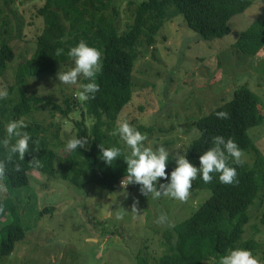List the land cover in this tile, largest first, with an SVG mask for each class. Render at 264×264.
<instances>
[{"label":"rangeland","instance_id":"1","mask_svg":"<svg viewBox=\"0 0 264 264\" xmlns=\"http://www.w3.org/2000/svg\"><path fill=\"white\" fill-rule=\"evenodd\" d=\"M8 1L0 3V40L11 39L15 57L0 76V89L15 82L18 64L33 53L35 38L43 27L36 11L44 0ZM132 1L140 0H111L119 32L130 23ZM254 21H264V0H252L243 12L233 15L227 23L228 33L221 39L201 41L181 16L170 17L158 30L154 46L140 51L132 71V96L117 114L116 127L124 119L136 129L151 126L150 133L141 132L148 137L145 146L154 150L163 146L173 156L183 154L196 137L194 121L227 100L236 86L245 84L259 97L262 122L246 130L258 155L243 151L242 159L249 167L254 158L261 159L264 168V47L252 58L232 47L236 34ZM71 67L72 61H68L27 77L24 84L27 93L43 97L32 116L43 118L42 124L52 120L60 127L50 143L58 156L67 152V141L75 137L72 120L80 118L78 85H64L56 78L58 72ZM84 80L81 77L78 84ZM71 95L75 105L67 118L57 111L54 117L46 113L50 101L63 107L62 97ZM89 122L87 118L86 124ZM121 144L129 155L130 149L123 141ZM126 184V179L123 184L121 181L115 191L95 185L78 188L59 178L57 172L47 178L29 171L26 186L0 193L13 198L25 230V238L15 244L14 251L0 255V264H138L137 256L154 264L162 253L164 231L189 218L210 195L207 189L191 188L189 199L181 202L163 194L159 198L146 196L140 185ZM263 211L264 190L247 208L249 220L240 238L241 242L259 244L253 255L260 264H264V228L259 223ZM161 217H166L163 223Z\"/></svg>","mask_w":264,"mask_h":264},{"label":"trees","instance_id":"2","mask_svg":"<svg viewBox=\"0 0 264 264\" xmlns=\"http://www.w3.org/2000/svg\"><path fill=\"white\" fill-rule=\"evenodd\" d=\"M8 0L0 3L8 4ZM252 0H140L132 1L130 23L119 32L114 20L115 10L111 0H44L36 13L41 17L42 29L34 41L33 53L18 64L15 82L8 85V98L0 100V141L6 135L5 126L9 121L28 119L23 131L31 135L29 153L20 164V171L9 164L3 183L8 189L21 188L28 183V172L36 170L52 177L57 172L59 178L72 186L83 188L95 185L115 191L126 176L124 162L126 151L119 136L111 133L116 127L117 114L128 104L132 96V71L142 49L152 48L156 34L170 17L181 16L187 28L199 40L221 39L228 33V21L243 12ZM111 8V11L108 10ZM5 24V23H4ZM84 40L88 46L102 51L103 70L95 78L99 91L95 99L82 101L80 118L73 119L75 137L86 139L83 148L67 151L58 156L50 147L60 131L52 120L42 124L41 119L32 116L36 104L43 97L27 93L24 84L27 77L37 76L71 61L68 50ZM11 39L0 40V76L7 64L14 60ZM233 49L242 56L254 57L264 47V21L251 22L238 32L232 43ZM63 49L57 56L56 50ZM90 81L84 80V83ZM59 102L50 101L46 112L54 117L59 112L64 119L75 105L72 95L62 97ZM45 103L48 104L47 101ZM217 112H227L228 119H218ZM89 124H86V119ZM262 122L259 97L245 84L232 90V95L213 107L204 116L194 121L196 129L203 133L195 137L185 147L183 154L192 165H199V156L212 147V138L223 136L233 139L240 149L258 155L257 147L246 134L249 127ZM138 131H152L151 126H141ZM39 140V150L34 141ZM118 147L122 155L111 166L101 159L100 147ZM7 150L0 144V159ZM35 156L39 167L31 164ZM172 154L166 165V175L170 176L176 163ZM261 159L254 158L249 167L243 162L229 165L237 171L238 183L225 185L219 182L218 174H213L211 183H204L199 177L192 182V188L207 189L210 195L195 209L193 214L167 229L162 234V253L154 264H218L221 256L237 248L257 252L259 244L252 240L241 242L243 226L248 222L247 208L256 201L264 190V168ZM159 184L168 181L158 178ZM157 183V185H158ZM159 186V185H158ZM0 255L7 256L14 251L15 244L25 238V230L17 205L12 197L0 194ZM259 223L264 228V211ZM22 222V223H21ZM138 264H146L143 257H136Z\"/></svg>","mask_w":264,"mask_h":264},{"label":"clouds","instance_id":"3","mask_svg":"<svg viewBox=\"0 0 264 264\" xmlns=\"http://www.w3.org/2000/svg\"><path fill=\"white\" fill-rule=\"evenodd\" d=\"M63 49H57L56 55L63 54ZM67 56L71 59L73 67L65 72L57 73V80L64 85H78L80 91L79 99L88 101L95 99V93L99 91V86L95 82V78L103 70L102 66V51L95 47H90L84 40H80L78 44L71 47ZM83 77L88 83L78 84L79 79ZM8 98L7 88L0 89V100ZM218 119H228L227 112H217ZM28 125L24 119L9 121L5 126L6 135L0 144L7 150L3 159H0V193L8 191L7 185L3 183L7 175L9 164H14L13 170L20 171V164L14 163V157H18L19 161H23L25 155L29 153V142L31 135L26 129ZM193 133L197 138L203 135L202 132L193 129ZM113 136H119L124 142L127 149H130V154L125 156L124 162L127 165L125 179L127 184H138L141 186L140 191L144 195L152 194L153 198H159L161 194L181 202H186L190 197L192 182L198 177L204 183H211L213 174H218L219 182L225 185L238 183L237 171L229 165L231 159L236 165H242L244 152L239 148L237 143L223 136H215L212 138V147L203 152L199 156V168L193 166L187 159L186 154L174 155L176 163L175 169L170 176L166 175V165L169 160V151L159 146L155 150L150 146H145V141L148 140L146 133H141L132 126L126 119L117 122V127L111 133ZM39 150V140L34 141ZM87 143L86 139L70 138L66 145V151H76L77 148H83ZM100 147L101 159L105 164L111 166L115 160L123 153L121 148ZM39 167V161L35 156L30 161ZM158 178L165 179L166 184H160L157 190L156 183ZM133 210L136 211L135 204ZM3 205H0V212H3ZM166 217H161L160 222H164ZM218 264H260V261L253 255L250 250L234 249L229 250L226 255L219 258Z\"/></svg>","mask_w":264,"mask_h":264}]
</instances>
